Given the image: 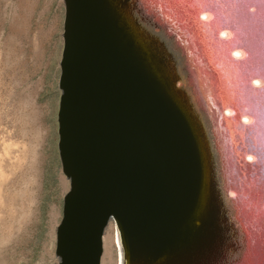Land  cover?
<instances>
[{
    "label": "water",
    "instance_id": "95a60500",
    "mask_svg": "<svg viewBox=\"0 0 264 264\" xmlns=\"http://www.w3.org/2000/svg\"><path fill=\"white\" fill-rule=\"evenodd\" d=\"M64 7L56 256L64 233L100 264L112 222L130 264H264V0Z\"/></svg>",
    "mask_w": 264,
    "mask_h": 264
},
{
    "label": "rangeland",
    "instance_id": "374dc122",
    "mask_svg": "<svg viewBox=\"0 0 264 264\" xmlns=\"http://www.w3.org/2000/svg\"><path fill=\"white\" fill-rule=\"evenodd\" d=\"M63 0H0V264H57Z\"/></svg>",
    "mask_w": 264,
    "mask_h": 264
},
{
    "label": "bare ground",
    "instance_id": "6f19581e",
    "mask_svg": "<svg viewBox=\"0 0 264 264\" xmlns=\"http://www.w3.org/2000/svg\"><path fill=\"white\" fill-rule=\"evenodd\" d=\"M63 2H64V0H63ZM255 20L256 19L253 18V22H255ZM253 24L256 25V23H253ZM238 54H239L238 52L233 53V55H235V56H237ZM253 83L256 85V84H258V81L255 80V81H253ZM239 113H240V121H242V123L245 124L247 122L252 121L253 117L251 118L249 116H246L244 113L243 114L241 112H239ZM239 113H238V115H239ZM253 121H255V118L253 119ZM230 130H231V128H230ZM230 130H229V132H228V129L226 130V134H227L226 140H224V138L222 140H221V138L218 140L219 143H218L217 149H216V152H218L217 156H218V158H220V161H221V170L222 171H223V168L225 170H227V167L231 163V159L233 157V154H235V152L237 151V149H236L237 144L232 139L233 137H236V136H233L234 133H231L232 134L231 135ZM255 136H261V131L256 129L255 126L252 125L249 137H251V141H253V143L256 140L254 138ZM230 137H232L231 138V140H232L231 146L229 143ZM225 141H226V143H225ZM245 143L246 142H244L243 148L246 145ZM260 144L264 148V142L263 143L260 142ZM254 148H255V146H254ZM263 148H261V150L259 149L260 150L259 152L263 153V155H264V149ZM244 149H245V151H247V152H244V153H246V154H244L245 155L244 158L251 162L252 156H253L252 150L251 149L249 150L248 145H247V148L245 147ZM127 253H128V251L125 250L123 248V246L121 245L120 234H119V231L117 230V227L112 222H109L107 224V226L105 227L104 233H103L102 255H101V259H100V264H130V262H129L130 257L128 256Z\"/></svg>",
    "mask_w": 264,
    "mask_h": 264
},
{
    "label": "flooded vegetation",
    "instance_id": "af4514ba",
    "mask_svg": "<svg viewBox=\"0 0 264 264\" xmlns=\"http://www.w3.org/2000/svg\"><path fill=\"white\" fill-rule=\"evenodd\" d=\"M66 239L67 237L62 233L61 242L59 243L60 255L57 256V264H90L89 249L86 246H82L79 251H72L73 245L67 242L66 246Z\"/></svg>",
    "mask_w": 264,
    "mask_h": 264
}]
</instances>
